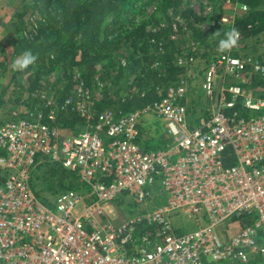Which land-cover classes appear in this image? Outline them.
Returning <instances> with one entry per match:
<instances>
[{
    "label": "built area",
    "instance_id": "built-area-1",
    "mask_svg": "<svg viewBox=\"0 0 264 264\" xmlns=\"http://www.w3.org/2000/svg\"><path fill=\"white\" fill-rule=\"evenodd\" d=\"M232 32L235 45L193 73L198 82L178 57L184 73L142 109L93 120L79 88L61 108L46 102L48 122L44 112L3 122L0 264H264V88L252 86L264 69L232 55L244 40ZM68 109L83 128L60 125L54 111ZM149 120L163 138L144 148ZM47 166L82 191L43 200ZM117 204L133 213L120 219Z\"/></svg>",
    "mask_w": 264,
    "mask_h": 264
},
{
    "label": "rangeland",
    "instance_id": "rangeland-1",
    "mask_svg": "<svg viewBox=\"0 0 264 264\" xmlns=\"http://www.w3.org/2000/svg\"><path fill=\"white\" fill-rule=\"evenodd\" d=\"M59 1L60 4L58 0H46L40 10V3L35 7L33 0H0V125L13 113L35 116L48 111L46 102L49 100L74 99L79 88L82 89L80 100L108 97L122 100L152 88L159 95L165 94L174 82L159 85L152 73L164 74L167 65H175L176 59L182 56L192 59L190 81L198 82L192 74L222 52L218 48L219 41L226 39L225 33L231 32L233 20L244 18L249 12L247 0H180L178 6L170 3L173 0ZM91 3L92 6L88 7ZM95 7L100 11L94 14L96 22L80 26L75 31L77 35L64 33V27L60 28L64 25L68 29L80 17L92 16L91 11ZM64 12L69 14L65 20L62 16ZM51 16H56L59 23L53 39L59 35L62 39L28 71H14L12 63L18 55L24 50L33 51L37 46L45 45L48 34L39 36L37 28ZM132 24L141 29L136 37L127 39L125 32L131 29ZM163 28L162 35L151 38ZM88 29L90 35L78 34ZM38 36L40 38L33 47L26 46L29 39ZM63 51L69 54L65 56L61 53ZM232 55L257 61L264 69V32L244 37L243 42L233 49ZM49 59L51 62H48ZM114 65H129V68L118 71L112 67ZM142 71L143 74H138ZM259 77L264 79V73ZM196 97V90L191 91L189 105L195 113L204 105L196 101ZM126 106H117L116 110L110 108V111L123 113ZM75 123L74 127L80 129L82 122L76 120ZM162 138L157 124L147 121L143 141L155 145L160 144ZM39 173L37 194L43 200H50L61 191L80 192L83 189L73 175L59 166L43 167ZM115 209L120 219L133 213L128 205L117 204Z\"/></svg>",
    "mask_w": 264,
    "mask_h": 264
},
{
    "label": "trees",
    "instance_id": "trees-1",
    "mask_svg": "<svg viewBox=\"0 0 264 264\" xmlns=\"http://www.w3.org/2000/svg\"><path fill=\"white\" fill-rule=\"evenodd\" d=\"M45 1L46 0H33V3L35 4V7L40 3V10H42L41 8L45 4ZM60 3L61 2L58 0V4H60ZM170 3L173 6H178L180 3V0H173ZM92 4L93 3L88 4L87 6L88 7L92 6ZM247 5H248L247 7L249 9V12L247 10L248 14L244 18H235L233 20L234 22H233V26L231 28V32L237 30L241 33V35H243L246 38H249L251 36H254L256 34L264 32V0H247ZM53 8H56V7H53ZM85 8H87V7H85ZM86 11H88V8L86 9ZM54 12L57 13L58 11H54ZM98 12H100L99 8L95 7L94 10L91 11L92 16L80 17L78 19V21L76 20L77 22L76 21L74 22V26H72V27L69 26L68 29L65 28L64 25L60 26V28L64 27V29H65L64 33H70L71 32L72 35H77V33L75 31H78V29H80V26H84V25H88L89 23L92 24L93 22H96L95 21L96 17L94 19V14L97 15ZM49 13L51 14V12H49ZM68 15L69 14H67L65 12L62 14L64 20L67 18ZM61 21H62V17H61ZM63 22L65 23L66 21H63ZM132 23L134 24V22H132ZM58 24L59 23H58V19L56 18V16H51L50 18H45L44 22L40 23V26L37 28V34H39V36L45 35V34H48V35H47V40L45 42V45H39V46H37L36 49H34L32 51L37 56L36 61H38V59L40 57H42V55L46 51H48L50 48L54 47L62 39V35H59V37H57L55 40L53 39V35L55 32L54 30L58 29V27H59ZM65 24H67V23H65ZM133 24L131 25L132 26L131 29H128L125 32L124 37L127 39L131 36L136 37L138 32L141 29L139 26L134 27ZM164 30L165 29L163 28L162 30L157 31L154 36H151V38L154 39L155 37H159L160 35L163 34ZM78 34H81L82 36H86V35H90L91 31L88 29L86 32H78ZM39 36L32 38V39H29L26 46L27 47H33V45L40 38ZM70 41H71V36H70ZM91 45H93V44L91 43ZM42 46H44V47H42ZM70 46H71V44H70ZM61 53L65 54V56H66V54H69V52L66 53V51H63ZM85 55H87V54H85ZM88 58L90 59V57H88ZM48 62H51V60L49 59ZM128 66L129 65H125L124 67H122V65H121L119 67L117 65H114L112 67L118 69V71H121V70H126V68L128 69L129 68ZM30 67L25 71H28L30 69ZM108 67H111V66H108ZM165 69H166L165 70L166 72H164V74H162V75L154 73V72L152 73V76H154V78H157L156 82L159 85H161L163 83L171 84L173 82H176L178 75L182 74L184 72L182 68H179L174 64L169 65V66L167 65V67ZM138 74H143V71L138 72ZM254 85L256 87H259V86L263 87L264 81L256 79V81L254 82ZM64 92H66V89L63 90L62 94H64ZM163 96H164V94L159 95L157 90L152 88V90H148L146 92H139V94L136 96H131V97H128V98H125L122 100H112L109 97L108 98H102V100L101 99L96 100V99L91 98L90 101L92 103V113H94V115H95V118L93 120H96V117L102 113H111L113 115L118 116V114H125V113L131 112V111L142 109L147 105L153 104L156 101H160L163 98ZM57 101H58V103H57ZM65 101L66 100H64L63 98L55 100V102L59 108H61L64 105ZM125 104L127 105L126 106L127 108L123 111V113H117V112L114 113V112L110 111V108H111V110L112 109L116 110L118 108L117 106L121 107V106H124ZM69 109L67 112H65L64 110H58L57 111V121L60 123V125L63 128L74 127V125L76 124L75 123L76 120H78L80 122L82 121L81 119H79L76 116L75 112H70ZM43 112L44 113H43V120L42 121L48 122V119L46 118L48 112H47V110H44ZM23 116H25V115H23ZM68 117H71V119ZM79 128H83V126L81 125ZM148 143H149V141H146L145 143H142L141 145L144 148H147V147H149V146H147V145H149ZM158 146H161V145H158Z\"/></svg>",
    "mask_w": 264,
    "mask_h": 264
},
{
    "label": "clouds",
    "instance_id": "clouds-1",
    "mask_svg": "<svg viewBox=\"0 0 264 264\" xmlns=\"http://www.w3.org/2000/svg\"><path fill=\"white\" fill-rule=\"evenodd\" d=\"M226 39H221L218 48L223 51L231 48L236 43L235 32L225 33ZM37 56L31 50H24L12 63V68L17 72H24L36 63Z\"/></svg>",
    "mask_w": 264,
    "mask_h": 264
},
{
    "label": "crops",
    "instance_id": "crops-1",
    "mask_svg": "<svg viewBox=\"0 0 264 264\" xmlns=\"http://www.w3.org/2000/svg\"><path fill=\"white\" fill-rule=\"evenodd\" d=\"M257 79H259V80H263L264 81V79H260V77H258ZM256 81V79L252 82V86L253 87H256L255 85H254V82ZM256 88H264V86L263 87H261V86H259V87H256Z\"/></svg>",
    "mask_w": 264,
    "mask_h": 264
}]
</instances>
